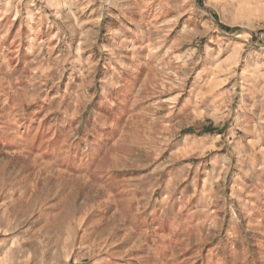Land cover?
<instances>
[{
    "label": "rangeland",
    "instance_id": "1",
    "mask_svg": "<svg viewBox=\"0 0 264 264\" xmlns=\"http://www.w3.org/2000/svg\"><path fill=\"white\" fill-rule=\"evenodd\" d=\"M0 264H264V0H0Z\"/></svg>",
    "mask_w": 264,
    "mask_h": 264
},
{
    "label": "bare ground",
    "instance_id": "2",
    "mask_svg": "<svg viewBox=\"0 0 264 264\" xmlns=\"http://www.w3.org/2000/svg\"><path fill=\"white\" fill-rule=\"evenodd\" d=\"M262 121V120H261Z\"/></svg>",
    "mask_w": 264,
    "mask_h": 264
}]
</instances>
